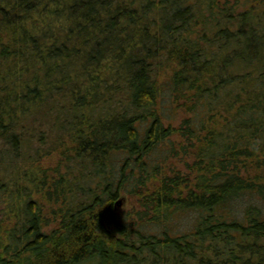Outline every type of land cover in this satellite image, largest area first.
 <instances>
[{"label": "trees", "instance_id": "16d2710c", "mask_svg": "<svg viewBox=\"0 0 264 264\" xmlns=\"http://www.w3.org/2000/svg\"><path fill=\"white\" fill-rule=\"evenodd\" d=\"M0 264H264V0H0Z\"/></svg>", "mask_w": 264, "mask_h": 264}, {"label": "rangeland", "instance_id": "374dc122", "mask_svg": "<svg viewBox=\"0 0 264 264\" xmlns=\"http://www.w3.org/2000/svg\"><path fill=\"white\" fill-rule=\"evenodd\" d=\"M65 141H67V140L65 139ZM59 142L60 141L56 142V144H58V145L55 146V148L52 147L50 149L51 152L49 151L47 154L43 153L45 155L41 156L42 157L41 162H42V165L44 167L52 168L53 166H56L57 154L59 153V151L62 147V144H60ZM66 144H67V142H66ZM53 149H54V151H53ZM190 162L191 161H189V163ZM181 164H182V162H179L178 165L177 164H175V165H177L178 167L183 166ZM183 167H185V166H183ZM62 170H64V169H62ZM118 198H123L122 204L118 207V209H120L121 211H129L127 209H131L132 207L134 210L136 209L134 206H136L137 204H136V202L133 203V201H135V199H133V197H131L127 193H121ZM192 216H193V213H191V212L183 213V214L179 215L178 219L176 220V222H177L176 224H178L181 227H186L188 225V223L191 221Z\"/></svg>", "mask_w": 264, "mask_h": 264}, {"label": "water", "instance_id": "95a60500", "mask_svg": "<svg viewBox=\"0 0 264 264\" xmlns=\"http://www.w3.org/2000/svg\"><path fill=\"white\" fill-rule=\"evenodd\" d=\"M123 202V198H118L116 201H115V204H117L118 206H120Z\"/></svg>", "mask_w": 264, "mask_h": 264}]
</instances>
